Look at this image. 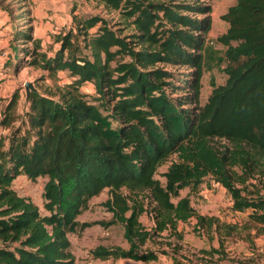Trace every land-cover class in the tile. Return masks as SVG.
Wrapping results in <instances>:
<instances>
[{"label":"trees","instance_id":"1","mask_svg":"<svg viewBox=\"0 0 264 264\" xmlns=\"http://www.w3.org/2000/svg\"><path fill=\"white\" fill-rule=\"evenodd\" d=\"M92 1L118 19L74 16L75 25L56 37L53 56L38 52L31 23L15 34L18 43L34 44L19 55L30 53L31 64L54 81L60 72L72 81L47 94L30 91L21 124L9 138L0 134V264H76L69 234L95 225L121 224L128 244L91 250L101 261H156L157 251H142L147 242L166 231L182 240L178 225L191 220L196 231L225 227L231 237L237 225L198 214L189 196H180L186 188L197 190L207 177L230 194L234 212L252 210L250 220L264 225L258 188L264 178V0H236L222 15L228 28L218 42L226 47L227 80L205 104L210 5ZM86 84L96 91L92 101ZM18 100L14 93L0 121L3 129L11 128ZM172 156L176 161L163 173V186L155 176ZM20 176L47 178L45 214L12 188ZM104 190L111 220L80 223L90 199ZM145 199L155 204L150 230L140 221L148 214Z\"/></svg>","mask_w":264,"mask_h":264},{"label":"rangeland","instance_id":"2","mask_svg":"<svg viewBox=\"0 0 264 264\" xmlns=\"http://www.w3.org/2000/svg\"><path fill=\"white\" fill-rule=\"evenodd\" d=\"M201 1L210 5L213 10L211 14L212 28L208 35L207 47L204 50L202 73L201 102L205 104L212 90L224 84L227 80L225 73L227 65L226 47L218 42V37L224 34L228 28V24L221 17L231 6L235 5L236 0ZM43 12L47 15H43ZM0 14V20L2 21L0 24L3 25L0 34L7 27L12 32L10 37H7L8 32H5L6 35H0L1 56L3 43L10 44V59L6 58L0 67V121L13 94L18 93L19 95L15 109L16 116L11 128L3 129L0 125V134L9 138L12 130L21 124L29 110L27 84H31L32 88L40 93L47 94L50 89L55 91L56 85L63 86L72 81L64 72H60L58 79L54 81L48 76L47 72L31 64L33 56L30 53L26 52L19 55L20 51H31L34 44L18 43L15 40L17 29L26 30L28 24L31 23L34 29V38L40 42L38 52L53 56L57 47L56 37L75 25L74 16L99 15L116 21L118 15L116 13L109 15L102 5L92 0H0ZM7 38H9V42L6 41V43ZM21 58L24 59V62H21ZM167 69L174 70L175 68L168 67ZM182 71L186 74V70L182 69ZM83 89L91 94L88 96L91 101L97 96L92 84H86ZM174 161H176V157L172 156L167 163L158 168L155 178L163 186L165 185L163 173ZM46 182L47 178L32 181L25 176H20L13 182L12 188L20 196L33 201L45 214L42 193ZM255 182L258 183L257 180ZM258 188L261 190L260 194L264 196V178L261 183H258ZM123 192L127 194L125 190ZM186 195L189 196L192 206L198 214L208 218L214 217L215 214L221 223L237 225L238 230L231 237H226L225 227H222L220 232H215L214 229L196 231L194 229L195 220H191L186 224L180 223L178 232L182 236V240L176 236H170V231L154 237L152 241L147 242L142 251H157L159 253L158 260L144 263L128 259H110L109 261L94 259L90 252L100 245L128 248V244L124 239V228L121 224L112 226L95 225L83 231H78L76 234H69L76 264H264V225L253 223L250 220L252 210L243 213L234 212L230 194L221 186L215 188L212 178L209 177L195 191H191L190 188L182 190L180 196L185 197ZM109 197V191L104 190L100 195L90 199L88 209L78 217L79 222H109L112 214L103 205ZM177 200L173 199L174 202ZM144 204L148 207V214H142L140 221L150 230L154 227L152 208L155 207V204L148 199H145ZM221 243H223V247L220 248ZM212 249L220 250L221 254L210 256L201 253V250ZM162 250L169 252V255H162Z\"/></svg>","mask_w":264,"mask_h":264},{"label":"crops","instance_id":"3","mask_svg":"<svg viewBox=\"0 0 264 264\" xmlns=\"http://www.w3.org/2000/svg\"><path fill=\"white\" fill-rule=\"evenodd\" d=\"M1 15V14H0ZM43 15H47L45 12H43ZM3 16V15H2ZM0 22H2L1 20H0ZM2 24H0V30H2V28H3V25L1 26ZM8 32V36L7 37H10V34L12 33L11 31H10V29L7 27V28H4L3 29V31H1V34L0 35H6V33ZM4 41V40H3ZM9 42V38H7L6 40H5V42ZM6 42V43H7ZM1 56V55H0ZM10 57V44L9 43H7V45L5 44V43H3V51H2V56L0 57V67L3 65V63H4V60L6 59V58H9ZM10 59V58H9ZM1 71V70H0ZM107 261H109V260H107Z\"/></svg>","mask_w":264,"mask_h":264},{"label":"water","instance_id":"4","mask_svg":"<svg viewBox=\"0 0 264 264\" xmlns=\"http://www.w3.org/2000/svg\"><path fill=\"white\" fill-rule=\"evenodd\" d=\"M32 88V85L31 84H27L26 85V90H27V95L30 93L29 89ZM36 89L32 88L31 91H35Z\"/></svg>","mask_w":264,"mask_h":264},{"label":"built area","instance_id":"5","mask_svg":"<svg viewBox=\"0 0 264 264\" xmlns=\"http://www.w3.org/2000/svg\"><path fill=\"white\" fill-rule=\"evenodd\" d=\"M1 46H0V53H1ZM212 180H213V185H214V187L215 188H218V187H220V184L219 183H217L213 178H212Z\"/></svg>","mask_w":264,"mask_h":264}]
</instances>
